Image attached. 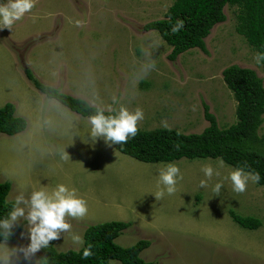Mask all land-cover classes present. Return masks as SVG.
<instances>
[{
  "label": "rangeland",
  "instance_id": "obj_1",
  "mask_svg": "<svg viewBox=\"0 0 264 264\" xmlns=\"http://www.w3.org/2000/svg\"><path fill=\"white\" fill-rule=\"evenodd\" d=\"M173 2L36 0L11 30H0V108L17 100L15 115L25 114L27 124L18 134H0V183L11 184L7 202L20 194L27 197L33 188L51 190L58 184L75 188L87 201V215L69 217L71 233L55 240L57 252L82 247L73 243L72 234L83 238L91 225L121 221L129 226L115 243L129 247L149 241L140 257L152 264H264V187L249 180L244 193L234 192L226 178L234 168L224 162L221 167L219 158L143 163L123 155L102 138L94 141L88 118L62 106L60 110L58 101L46 98L24 74L29 68L43 85L83 97L79 99L91 106L140 108L144 119L138 129L143 131L200 134L209 125L203 103L218 127L226 129L236 122V101L222 71L232 65L251 69L264 86V70L253 59L257 52L237 34L236 7L227 5L226 21L204 39L206 52L194 48L170 61L171 47L156 31L142 28L162 19ZM44 98L50 103L44 104ZM257 134L264 137V121ZM168 163L180 168L183 179L174 194L165 192L156 200L155 193L163 188L159 169ZM205 164L220 175L200 188ZM218 182L223 185L219 196L212 191ZM229 211L257 218L261 226L243 229ZM22 226L14 241L0 243L26 246L30 241L26 224ZM40 257L38 251L33 260ZM18 264L31 262L21 257Z\"/></svg>",
  "mask_w": 264,
  "mask_h": 264
},
{
  "label": "trees",
  "instance_id": "obj_2",
  "mask_svg": "<svg viewBox=\"0 0 264 264\" xmlns=\"http://www.w3.org/2000/svg\"><path fill=\"white\" fill-rule=\"evenodd\" d=\"M236 7V32L244 37L248 46L257 53H264V0H174L162 19L151 21L143 26V31H156L161 39L171 47L170 61L190 49L198 48L206 52L204 39L211 29L226 21L225 6ZM177 20L183 21V28L173 34L172 26ZM264 70V61L260 63ZM26 78L47 98L55 99L72 112L88 118L95 114V108L83 99L74 98L43 85L29 68L24 69ZM222 79L236 101V122L226 129H220L216 118L209 113L203 103L204 118L209 125L200 134H182L171 129L138 130L134 138L124 144H112L121 154L143 163H166L182 158L221 159L234 169L243 168L246 172H258L256 183L264 187V137L258 130L264 116V86L262 79L248 68L232 65L222 71ZM142 87L145 84L141 83ZM106 115L110 114L108 112ZM26 120L15 115V107L5 103L0 108V134L15 135L26 129ZM11 189L9 182L0 183V219L8 216L14 202H7ZM230 218L239 227L256 230L261 226L259 219L242 217L229 211ZM26 224V221L22 225ZM15 226L6 241H14L15 233L22 230ZM129 226L126 222L110 221L91 225L83 233L84 244L77 250L57 252L54 243L41 249V264H152L144 261L140 254L150 245L140 240L132 246L121 247L115 240ZM5 241L0 237V242ZM92 245L93 255L82 259L83 249Z\"/></svg>",
  "mask_w": 264,
  "mask_h": 264
},
{
  "label": "clouds",
  "instance_id": "obj_3",
  "mask_svg": "<svg viewBox=\"0 0 264 264\" xmlns=\"http://www.w3.org/2000/svg\"><path fill=\"white\" fill-rule=\"evenodd\" d=\"M36 0H6L0 3V30L12 29L16 21L21 20L25 14L30 13L35 7ZM81 26V21L75 22ZM183 28V21L177 20L172 26L173 34ZM255 63L259 65L264 61V53H256L253 57ZM118 101L113 97V104ZM95 114L88 117L91 126L90 135L95 141L102 138L107 144H124L130 138H134L138 133L139 122L144 119L143 110L136 108L130 111L127 107H99L93 105ZM108 112L110 114L106 115ZM162 126L168 128L166 121ZM63 159L68 160L69 156L63 151ZM219 165L223 167V160H219ZM202 172L206 179L199 182L200 188L208 187V181L212 177L219 176L220 172L215 170L211 164H205ZM232 189L236 193H244L247 190L249 180L258 183L260 174L258 172H246L243 168L230 169L228 176ZM183 175L180 168L174 163H168L159 169V183L163 185L161 190L155 193L156 200L164 197L165 192L172 195L176 192L178 180H182ZM222 183H216L212 191L219 196ZM88 213L87 201L82 198L75 188H69L64 184H58L49 190L45 186L33 188L26 197L24 194L15 197L14 205L8 216L0 219V237L6 241L12 234L13 228L20 220L26 221V230L29 243L26 246H16L9 248L5 243H0V264H18L21 257L31 264H41V260H33L35 254L41 249H46L50 242L60 238L63 233H71L72 225L67 222L68 218L83 219ZM23 235V233H22ZM71 240L77 245H83L84 240L79 234H72ZM92 245L88 244L83 249L82 259H88L93 255ZM109 264H116L110 261Z\"/></svg>",
  "mask_w": 264,
  "mask_h": 264
},
{
  "label": "crops",
  "instance_id": "obj_4",
  "mask_svg": "<svg viewBox=\"0 0 264 264\" xmlns=\"http://www.w3.org/2000/svg\"><path fill=\"white\" fill-rule=\"evenodd\" d=\"M44 41H47V40H44ZM39 78V77H38ZM28 80V79H27ZM29 81V80H28ZM30 82V81H29ZM31 83V82H30ZM32 84V83H31ZM33 85V84H32ZM44 95V94H43ZM45 96V95H44ZM70 96H73L74 98H83V97H77V96H74V95H70ZM46 97V96H45ZM47 98V97H46ZM49 99V98H48ZM85 99V98H84ZM83 99V100H84ZM55 100V99H54ZM86 100V99H85ZM10 102H12L16 107H17V100H15V99H12V100H9ZM44 104L45 103H50V101H48V100H46L45 98L43 99V101H42ZM57 102V101H56ZM60 106H59V109L61 110V108L62 107H65L64 105H62V104H60L59 102H57ZM88 103V102H87ZM62 106V107H61ZM65 108H67V107H65ZM16 115H18V116H20V117H25V114L23 115V114H19V113H17Z\"/></svg>",
  "mask_w": 264,
  "mask_h": 264
}]
</instances>
